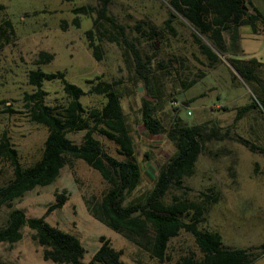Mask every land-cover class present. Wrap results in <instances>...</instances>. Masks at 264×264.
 Segmentation results:
<instances>
[{"label":"rangeland","instance_id":"374dc122","mask_svg":"<svg viewBox=\"0 0 264 264\" xmlns=\"http://www.w3.org/2000/svg\"><path fill=\"white\" fill-rule=\"evenodd\" d=\"M249 1L264 18V0ZM96 2L0 0L4 6L0 18H9L14 29L10 41L0 48V134L5 132L8 136L23 166L39 157L46 129L30 121L22 107L23 93L33 91L26 74L36 66L39 51L53 55L51 60L38 65L40 69L44 72L63 71L69 82L85 91L80 97L85 107L98 106L103 101L101 96L87 92L88 80L95 81L97 77L117 81L122 93L120 103L131 126L135 156L141 166L139 184L129 195L132 198L151 188L158 168L175 148L165 134H148L142 128L138 109L145 94L144 88L124 61L120 48L114 43L100 41L101 56L96 60L86 45L84 33L91 27V16L79 15L78 27L70 24L72 7L87 3L95 5ZM168 9L166 0H110L108 4V13L126 26L128 36L151 57V68L155 78L158 77L155 85L159 88V98L155 101L156 116L162 124L167 127L174 117L180 124L188 126L208 122L221 131L227 128L231 138L207 141L197 156L192 173L183 178L180 188L169 189L163 199L168 202L173 196H179L199 200L200 192L215 195V201L204 211L199 227L219 232L225 247L253 248L264 241V155L258 150L250 151L235 139L242 137L264 148V111L253 108L233 120L236 107L250 101L248 87L223 55H220L221 61L207 67L193 41L192 28L181 17H171ZM168 18L169 26L165 24ZM137 23L144 30L153 26L158 35L145 39L134 28ZM239 34L242 57L254 56L264 61V29L251 34L250 28L242 25ZM151 41L155 42L154 48ZM165 70L171 75H165ZM198 71H203V75L183 89L180 76ZM42 88L46 91V104L65 101L58 79L43 80ZM173 100L176 105L171 104ZM221 105L226 108L222 109ZM83 132L76 130L66 135L78 143ZM94 136L108 154L122 157L117 154L112 141L97 133ZM10 177L9 164L0 158V182H6ZM106 186L96 170L81 159L71 158L50 184L25 192L14 199L10 207L0 206V226L10 208H19L26 216H40L46 205L54 201L55 195L61 193L65 197L64 203L44 219L78 238L84 248L83 263L99 246L101 235L108 238L114 248L121 250L120 258L129 264H173L182 254H200L193 236L181 230L168 241L166 255L169 260L159 261L93 218L86 210L84 200L90 196L98 197ZM21 233L20 240L12 245L0 243V260L9 264H63L42 258V247L32 240V231L27 226L21 228ZM252 264H264V254Z\"/></svg>","mask_w":264,"mask_h":264},{"label":"trees","instance_id":"16d2710c","mask_svg":"<svg viewBox=\"0 0 264 264\" xmlns=\"http://www.w3.org/2000/svg\"><path fill=\"white\" fill-rule=\"evenodd\" d=\"M109 2L97 0L95 5L87 3L72 7L70 24L78 27L79 15L91 16V27L84 33L86 45L96 60L101 56L98 42L104 40L120 48L124 61L144 88L145 94L138 109L142 128L148 134H165L174 145V152L158 168L151 188L142 195L129 198L139 184L141 166L135 156L131 126L120 103L122 93L118 90L117 81L97 77L95 81L88 80L87 92L101 96L103 101L98 106L85 107L80 101L85 91L69 82L63 71L44 72L40 69L38 65L48 62L53 55L39 51L36 66L26 74L27 83L33 87V91L23 93L22 107L30 121L45 127L46 134L39 157L26 166L20 163L17 151L5 132L0 134V158L6 160L11 168V177L6 182H0V206L10 207L11 202L25 192L50 184L71 158L81 159L96 170L107 184L98 197L85 198L88 213L150 256L159 261L169 260L166 255L168 241L182 230L193 236L200 254H182L173 264H252L264 254V241L253 248L225 247L219 232L199 227L203 213L215 201V195L200 192L199 200L173 196L170 201H164L167 191L180 188L183 178L192 173L197 156L207 141L231 137L227 128L221 131L216 125H208V122L188 126L180 124L174 117L167 127L162 124L156 116L155 101L159 98V88L155 85L158 77L155 78L151 68V57L141 51L136 40L128 36L126 26L108 13ZM166 3L171 17H181L192 28L193 41L206 66L212 67L222 60L220 55H223L248 87L250 101L236 107L233 120H238L253 108L259 107L264 111V61L254 56L242 57L240 45V26H248L251 34L264 29V18L251 1L166 0ZM3 9L4 6L0 4V10ZM168 22L169 18L165 20L167 26ZM134 28L145 39L158 35L153 26L144 30L137 23ZM13 35L10 19L1 17L0 48ZM150 45L154 48L155 42L151 41ZM161 75L164 76V73ZM165 75H171L170 71L165 70ZM202 75L203 71L182 74L181 87H188ZM52 79H58L61 83L65 96L61 104L49 105L44 102L46 91L42 88V81ZM220 107L226 108L224 105ZM173 109L177 107L173 106ZM76 130H84L78 143L66 135ZM94 133L112 141L117 154L122 157L108 154ZM235 140L250 151L258 150L264 155V148L242 137ZM64 200V195L57 193L40 216H26L21 209L10 208L4 224L0 226V243L12 245L20 240L21 228L27 226L32 231V240L42 247L44 260L63 264H129L120 258L121 250L114 248L103 235L99 236V246L83 263L84 248L78 238L44 219L52 210L60 208ZM0 264L9 263L0 260Z\"/></svg>","mask_w":264,"mask_h":264},{"label":"built area","instance_id":"2783aa9c","mask_svg":"<svg viewBox=\"0 0 264 264\" xmlns=\"http://www.w3.org/2000/svg\"><path fill=\"white\" fill-rule=\"evenodd\" d=\"M171 104L176 105V101H174V100L171 101Z\"/></svg>","mask_w":264,"mask_h":264},{"label":"water","instance_id":"95a60500","mask_svg":"<svg viewBox=\"0 0 264 264\" xmlns=\"http://www.w3.org/2000/svg\"><path fill=\"white\" fill-rule=\"evenodd\" d=\"M234 71V70H233ZM235 72V71H234ZM236 73V72H235Z\"/></svg>","mask_w":264,"mask_h":264},{"label":"crops","instance_id":"0c3cea01","mask_svg":"<svg viewBox=\"0 0 264 264\" xmlns=\"http://www.w3.org/2000/svg\"><path fill=\"white\" fill-rule=\"evenodd\" d=\"M255 6V5H254Z\"/></svg>","mask_w":264,"mask_h":264}]
</instances>
